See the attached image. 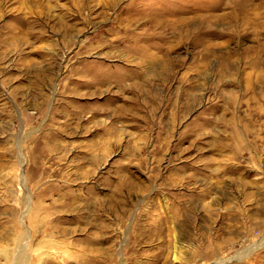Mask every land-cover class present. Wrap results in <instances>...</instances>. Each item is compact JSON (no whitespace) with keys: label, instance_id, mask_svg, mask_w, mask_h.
Returning a JSON list of instances; mask_svg holds the SVG:
<instances>
[{"label":"rangeland","instance_id":"1","mask_svg":"<svg viewBox=\"0 0 264 264\" xmlns=\"http://www.w3.org/2000/svg\"><path fill=\"white\" fill-rule=\"evenodd\" d=\"M264 0H0V264H264Z\"/></svg>","mask_w":264,"mask_h":264},{"label":"bare ground","instance_id":"2","mask_svg":"<svg viewBox=\"0 0 264 264\" xmlns=\"http://www.w3.org/2000/svg\"><path fill=\"white\" fill-rule=\"evenodd\" d=\"M262 246H264V244H262L261 246H259V247H262Z\"/></svg>","mask_w":264,"mask_h":264}]
</instances>
